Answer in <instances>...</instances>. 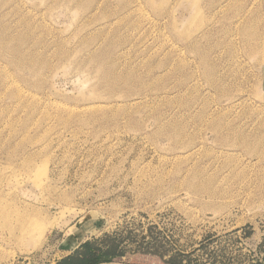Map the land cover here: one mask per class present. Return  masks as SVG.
<instances>
[{"label":"rangeland","instance_id":"374dc122","mask_svg":"<svg viewBox=\"0 0 264 264\" xmlns=\"http://www.w3.org/2000/svg\"><path fill=\"white\" fill-rule=\"evenodd\" d=\"M0 202V264H264V0H0Z\"/></svg>","mask_w":264,"mask_h":264},{"label":"water","instance_id":"95a60500","mask_svg":"<svg viewBox=\"0 0 264 264\" xmlns=\"http://www.w3.org/2000/svg\"><path fill=\"white\" fill-rule=\"evenodd\" d=\"M98 264H125L120 262H104V263H98Z\"/></svg>","mask_w":264,"mask_h":264},{"label":"bare ground","instance_id":"6f19581e","mask_svg":"<svg viewBox=\"0 0 264 264\" xmlns=\"http://www.w3.org/2000/svg\"><path fill=\"white\" fill-rule=\"evenodd\" d=\"M15 48H16V47H15ZM13 49H14V48H13ZM12 52H13V51H12ZM0 205H1V202H0ZM23 227H24V226L21 227V230L23 229ZM19 232H21V231L19 230ZM16 235H17V234H16Z\"/></svg>","mask_w":264,"mask_h":264},{"label":"trees","instance_id":"16d2710c","mask_svg":"<svg viewBox=\"0 0 264 264\" xmlns=\"http://www.w3.org/2000/svg\"><path fill=\"white\" fill-rule=\"evenodd\" d=\"M90 249H93L92 247H90ZM94 264H96V263H94Z\"/></svg>","mask_w":264,"mask_h":264}]
</instances>
